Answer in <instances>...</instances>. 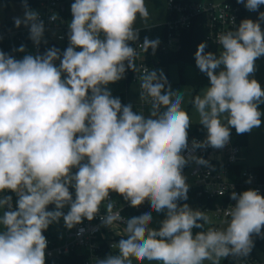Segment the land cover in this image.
Instances as JSON below:
<instances>
[{"label": "clouds", "instance_id": "obj_1", "mask_svg": "<svg viewBox=\"0 0 264 264\" xmlns=\"http://www.w3.org/2000/svg\"><path fill=\"white\" fill-rule=\"evenodd\" d=\"M237 3L257 12L264 0ZM23 7V19L14 18V25L29 27V38L39 46L44 22L26 2ZM70 10L69 46L63 53L53 47L17 60L0 51V193L16 195L15 206L11 195L0 196V264H45L43 232L49 225L61 217L68 229L84 218L93 220L102 202L111 201L110 192L134 208L148 201L151 212L125 220L109 202L102 223L111 229L124 224V235L111 245L117 253L95 264H222L249 256L252 236L261 235L264 226V195L255 189L231 192L235 204L226 227L193 231L210 220L185 202L183 153L192 122L182 107L184 93L171 88L162 70L145 67L141 74L132 46L140 41L137 18H149L145 0H74ZM261 22L264 12L220 33L216 52L205 51V43L198 46L196 67L208 86L191 103L207 136L193 150L221 149L232 128L244 134L260 127L264 89L250 75L264 56ZM159 44L145 36L142 50L154 55ZM127 70L140 74L147 116L123 105L106 87ZM50 204L55 210H46ZM153 213L163 217L158 227H152Z\"/></svg>", "mask_w": 264, "mask_h": 264}, {"label": "built area", "instance_id": "obj_2", "mask_svg": "<svg viewBox=\"0 0 264 264\" xmlns=\"http://www.w3.org/2000/svg\"><path fill=\"white\" fill-rule=\"evenodd\" d=\"M37 2L39 4L37 8L39 19L44 22L45 32L40 45L36 46L33 43L31 48L36 55H43L47 49L52 48V42L61 46V42L67 41L68 24L72 20V13H66V8L62 9L63 0H37ZM240 13V7L230 1L205 6L192 3L189 0H168L167 25L170 32L167 46L170 49L178 47L180 33L190 30L197 17L204 19V22L197 21L205 26L211 42L219 46L218 35L238 26ZM53 14L57 15L55 21L50 20ZM1 36L5 38L17 36L18 40L32 41L29 38V29L16 34L2 33ZM132 46L139 53L136 65L140 69V73H143L145 67L150 71L154 69L147 60L148 52L145 53L142 50V42L137 41ZM55 63L57 64V61ZM139 75L137 72L127 70L124 77L127 82L138 87L137 93L140 96ZM134 107L137 112L148 115L150 105L145 104L143 100ZM206 136L207 133L190 138L188 147L183 153L187 161L183 170L186 183L189 185V189L194 190L196 196L207 201L194 207V209L205 211L209 217L210 223L205 225V231L209 227H226V222L229 219L228 210L235 204V201L230 198L232 191L239 194L249 189H255L264 195V173L248 167L245 146L235 144L230 137V142L221 149L198 147L193 150V144L204 141ZM193 157L202 158L208 163L198 164ZM249 180L250 183L247 182ZM7 193L6 190L4 195ZM109 198L111 201L102 202L100 212L91 221L84 218L82 223L68 229L61 217L58 222L49 225L48 228L55 238L46 237L45 264H61V259L72 253L83 255V264H95L97 258L103 259L109 254L117 253V250L111 245L118 242L124 235V224L117 223L112 229L103 225L101 216L106 214L107 204L113 203V211L120 212L126 220L129 217L125 214V210L142 211L147 201L134 208L116 192H110ZM12 204L15 206V202L12 201ZM69 210V206L62 209L65 214ZM193 231L195 233V229ZM236 260L239 264H262L255 258L253 249L249 256Z\"/></svg>", "mask_w": 264, "mask_h": 264}, {"label": "trees", "instance_id": "obj_3", "mask_svg": "<svg viewBox=\"0 0 264 264\" xmlns=\"http://www.w3.org/2000/svg\"><path fill=\"white\" fill-rule=\"evenodd\" d=\"M21 1L23 4L26 2L28 8L37 9L39 5L37 0H21ZM226 1H230L240 7V12H241L240 22L244 19H251L253 21L258 19V17L254 19L247 17L246 8L244 4L237 3V0H226ZM258 11L259 12L264 11V5H261ZM68 12H69V4L66 3V13ZM197 20H199V22H204V19L202 17H197ZM197 20L194 21V25L190 30H184L180 33L178 47L172 49L168 48L167 46V40H168L167 38L170 32L167 23H162L155 25L153 27L141 29L139 33L140 42H142L145 36L149 37V39L158 38L160 40V44L154 55L152 54L151 50L148 51V55H147L148 62L151 65H153V63L157 64L156 70H160V67L162 66L165 67L169 64H176L179 70L180 83L185 85H191L192 87L195 88L196 92H198L201 88L208 86L207 78L202 73H200L196 67L195 54L197 52L198 46L202 43H205L207 45L205 51H212V52L218 51L217 49L218 46L213 44L211 40L208 38V32L205 26L203 24H199ZM261 29L262 31H264V22H261ZM22 45L25 47V51H26L27 48H31L33 42L28 40H18L17 36L12 38H5L0 35V51H3L4 53L13 56L17 60H19L20 58L26 55L25 51L24 52L18 51V49ZM60 52L63 53L61 50ZM165 76L170 84V79L168 74H165ZM132 107H133V111H136L133 105ZM206 133L207 131L203 128V126L191 123L188 130V140L194 136H200ZM231 139L235 144L246 146L248 140V133L237 134L235 129L232 128ZM255 169L261 173H264V166H260ZM73 171L75 172L76 170L74 169ZM71 191H73V196H74V190ZM7 195H11L12 201L15 202L16 195L14 193L8 192ZM185 202L188 203L189 206L194 209V207L198 205H202L207 201L203 198L196 196L194 190L189 189L188 200ZM146 212H151L150 204L148 201L146 202L145 208L142 211L125 210V214L129 218L140 216ZM153 216H154V222L152 227H158L159 221L160 219H163V217L155 213H153ZM201 230H205V227L204 229H195V232ZM43 235L45 237L55 238V236L51 234L49 228H47V230L43 232ZM252 239L254 245L257 244L259 241V235L253 234ZM252 249L254 250V246ZM235 261L236 258L230 257L224 260L222 264H234ZM83 262H84L83 255L78 253H72L69 256H64L60 261L61 264H83Z\"/></svg>", "mask_w": 264, "mask_h": 264}, {"label": "rangeland", "instance_id": "obj_4", "mask_svg": "<svg viewBox=\"0 0 264 264\" xmlns=\"http://www.w3.org/2000/svg\"><path fill=\"white\" fill-rule=\"evenodd\" d=\"M192 3L202 4V5H211V4H219L225 2L226 0H189ZM63 2L69 4V12H71L70 7L71 4L74 3V0H63ZM146 7L149 11V18L145 20H141L139 17L137 18L136 25L138 29H144L153 27L158 24L167 23L168 22V0H145ZM36 12L38 9L30 8ZM25 9L23 7V3L21 0H0V35L2 33H22L29 29L24 24H21L19 28L14 25V18L19 17L23 19ZM248 16L256 18L259 15V11L251 12L246 9ZM62 46L61 51L63 52L69 46V40L66 42L60 43ZM219 50V46L217 48ZM81 49H77L80 51ZM26 55L30 54L32 56H36L32 48L26 49ZM57 66H59V60H57ZM256 70L253 74L250 75V78L256 79L262 89H264V85L262 84V74L264 73V56L258 58L255 61ZM156 70V68H154ZM160 70L163 71L164 74H168L170 79V86L174 91H181L184 93V104L183 109L188 112L191 122L196 125H200L198 123L199 115L196 109L193 107L191 100L196 95H202L204 89L207 87L201 88L198 92L195 91V88L191 85H185L180 83L179 81V70L176 64H169L165 67H160ZM63 78V77H62ZM260 79V80H259ZM113 97H119L123 105H134L137 106L141 99L138 95V87L134 84L127 82L125 77L115 83H110L106 86ZM259 109L264 112V104L259 105ZM262 123L260 127L253 129L248 133V140L245 146V156L247 159L248 167L251 169H255L260 166H264V115L261 117ZM202 126V125H200ZM6 192V190H5ZM4 192V193H5ZM4 193H0V196L4 195ZM4 209H0V215H2ZM254 256L255 258L262 264H264V230L259 235V241L254 245ZM224 261V260H223ZM222 261V263H223ZM133 264H137L136 261H133ZM143 264H157V262H143ZM205 264H209V262H205ZM234 264H239L238 260L234 262Z\"/></svg>", "mask_w": 264, "mask_h": 264}, {"label": "water", "instance_id": "obj_5", "mask_svg": "<svg viewBox=\"0 0 264 264\" xmlns=\"http://www.w3.org/2000/svg\"><path fill=\"white\" fill-rule=\"evenodd\" d=\"M65 8H66V3H63V4H62V9L65 10ZM51 46H52V48L55 47V48H57V49H59V50L61 49V46L58 45V44H56V43H54V42L51 43ZM27 55H30V54H27ZM20 59H23V57L20 58ZM20 59H19V60H20ZM153 66H154V68H157V64L153 63ZM223 67H224V66L221 65V68L218 69L217 71L222 70ZM54 207H55L54 204H50V205L47 206L46 210L52 211V210H54ZM263 230H264V226H262L261 232H262Z\"/></svg>", "mask_w": 264, "mask_h": 264}, {"label": "crops", "instance_id": "obj_6", "mask_svg": "<svg viewBox=\"0 0 264 264\" xmlns=\"http://www.w3.org/2000/svg\"><path fill=\"white\" fill-rule=\"evenodd\" d=\"M262 12H264V11H262ZM246 13H247V12H246ZM247 17H249V18H253V17L248 16V14H247ZM253 19H254V18H253ZM261 78H262V81H261V82H263L262 84L264 85V73L262 74ZM259 80H260V79H259ZM148 114H149V112H148Z\"/></svg>", "mask_w": 264, "mask_h": 264}]
</instances>
